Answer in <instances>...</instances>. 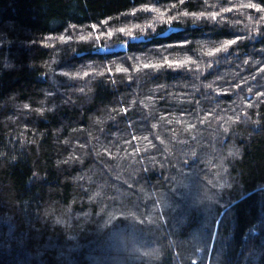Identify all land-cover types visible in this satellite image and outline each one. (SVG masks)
Masks as SVG:
<instances>
[{"label":"trees","instance_id":"16d2710c","mask_svg":"<svg viewBox=\"0 0 264 264\" xmlns=\"http://www.w3.org/2000/svg\"><path fill=\"white\" fill-rule=\"evenodd\" d=\"M175 2L0 0V264H264V38L245 19L259 14L78 39L145 26L154 13L122 14ZM236 34L230 53L202 58L219 61L203 73L142 67L158 53L195 59L197 41Z\"/></svg>","mask_w":264,"mask_h":264},{"label":"snow or ice","instance_id":"6c2138e0","mask_svg":"<svg viewBox=\"0 0 264 264\" xmlns=\"http://www.w3.org/2000/svg\"><path fill=\"white\" fill-rule=\"evenodd\" d=\"M185 3V0H179V4L171 3L168 8H160L156 7L151 4H144L140 8H133L130 13H123L122 15L132 16L135 17L137 12L143 11V12H149L154 13L155 15H152L151 18L147 19L146 25L141 26L140 24H133L131 26H128L127 24H124L123 26L118 27L117 29L113 30L111 27H108L106 31H100L98 32L95 37L92 36V33L89 32L87 35H79L78 39L80 41H86L89 39H95V40H101L102 37H113L115 32H118L119 34L128 37L129 39H137L134 35V31L136 29H140L141 32L144 31L145 27L147 29H154L155 24L154 21L158 22H167L168 24H171L173 21L180 19L181 17L185 18H192L193 23H196L198 21H206L212 24H217L221 26H226L230 24L231 21L235 20L237 21V24L242 23V21L239 19V14L242 13V10H254V14H247L245 15V19L249 22H251V28L248 29L246 32L248 33V36L251 37L253 35L264 38V23H261V21H264V2H255V0H219V5L215 3H209V0H205L204 2V10L201 11H187V10H181L177 12L175 15H170V11L172 9H176L179 5H183ZM213 9V10H210ZM225 13H236L237 16L235 19H230L229 17L225 16ZM113 19L112 17H109L108 20H104L101 22L103 25H108L109 20ZM69 28L76 29V25H69ZM91 28L93 30H97L100 28V25L98 24H92ZM67 31V30H66ZM60 42H66L70 41L72 39L71 36H65L60 35L58 37ZM242 39V36L239 34H236L234 38L224 39L221 41L214 42L211 46H207L206 44H203L201 55L197 56L195 59L192 56H187L186 59H169L167 55H164L162 53H158L159 55V62L152 63H143L142 67L143 69H162V68H188L189 65L194 66V69L196 71L201 72V68H210L207 62L213 61L212 59L204 60V64H201V60L203 57L206 58H215L217 56H220L222 54L230 53L229 50L232 48V46L237 45ZM188 42L184 41L183 44L178 45L179 47L183 48L184 45H186ZM48 47H51L52 45H47ZM168 47H173L172 45H169ZM167 51V49H166ZM135 59V58H132ZM243 64L247 65L250 63L259 64L260 61H254L251 58H246L242 61ZM132 66L129 65V67H115L113 68H107V72L115 71L116 73H129V70ZM141 69L139 66L134 68V71L139 72ZM189 70H193V68H189ZM95 69H93V73H95ZM258 74H264V68L258 69ZM63 75H69V73H63ZM77 76H79V73H76ZM85 77H89L90 73L85 71L83 73ZM101 76L105 75V73H100ZM131 79V77H129ZM253 79H256L255 76L252 77ZM111 83L115 84V80H111ZM204 88H206L203 85ZM210 91H215L213 88H206ZM84 89L81 88V92H83ZM249 92H252L251 88H248ZM257 96L264 97V92H257ZM250 107L252 105H249ZM24 109H30L29 104L23 105ZM43 108L36 109L37 112L40 113V110ZM124 111H127L125 109ZM153 127H156L155 124L152 125ZM146 138V137H145ZM133 139H136V137H133Z\"/></svg>","mask_w":264,"mask_h":264},{"label":"clouds","instance_id":"9594fccd","mask_svg":"<svg viewBox=\"0 0 264 264\" xmlns=\"http://www.w3.org/2000/svg\"><path fill=\"white\" fill-rule=\"evenodd\" d=\"M157 22H158V21H157ZM261 23H264V21H261ZM230 24H233V25H234V24H237V21L233 20V21L230 22ZM153 31H155V28L153 29ZM213 43H214L213 41H208V42L197 41V45H198V46L203 45V44H206L207 46H211ZM198 51H199V53L201 54L202 47H198ZM213 62H219V61H208V62H207L208 66L210 67L211 64H212ZM201 64H202V65L204 64V60H203V59L201 60ZM47 67H48V68H51V64H47ZM203 71H204V68L202 67V68H201V73H203ZM222 79H223V77H221V76H216V77H215V80H222ZM214 85H215V81H211V82H208L207 84H204V86H205L206 88H213V89H214ZM79 91H81V89H79ZM51 110H52V109H48V111H51ZM44 111H45V109H41V110H40V114L43 115ZM236 119H239V117L237 116ZM224 130L227 131V128L225 127ZM236 154L239 155L238 150H237ZM57 163L59 164L60 161H57Z\"/></svg>","mask_w":264,"mask_h":264},{"label":"rangeland","instance_id":"374dc122","mask_svg":"<svg viewBox=\"0 0 264 264\" xmlns=\"http://www.w3.org/2000/svg\"><path fill=\"white\" fill-rule=\"evenodd\" d=\"M112 49H113V48H112ZM124 241H126V240H124ZM126 242H127V241H126ZM122 252H123V249H121L120 246H118V247H114V248H113V252H112V254H120V256H121Z\"/></svg>","mask_w":264,"mask_h":264},{"label":"water","instance_id":"95a60500","mask_svg":"<svg viewBox=\"0 0 264 264\" xmlns=\"http://www.w3.org/2000/svg\"><path fill=\"white\" fill-rule=\"evenodd\" d=\"M172 31H173V30L168 31L167 34H169V33L172 32Z\"/></svg>","mask_w":264,"mask_h":264}]
</instances>
